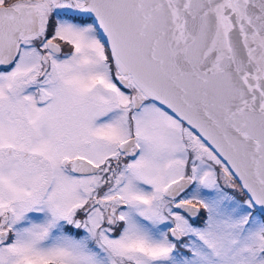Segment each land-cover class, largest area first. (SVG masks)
<instances>
[{
	"label": "snow or ice",
	"instance_id": "snow-or-ice-1",
	"mask_svg": "<svg viewBox=\"0 0 264 264\" xmlns=\"http://www.w3.org/2000/svg\"><path fill=\"white\" fill-rule=\"evenodd\" d=\"M0 264H264V0H0Z\"/></svg>",
	"mask_w": 264,
	"mask_h": 264
}]
</instances>
